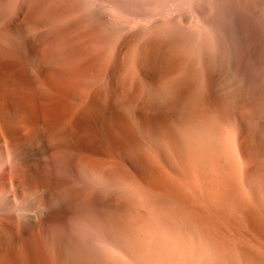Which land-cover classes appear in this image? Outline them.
Instances as JSON below:
<instances>
[{"label": "bare ground", "instance_id": "6f19581e", "mask_svg": "<svg viewBox=\"0 0 264 264\" xmlns=\"http://www.w3.org/2000/svg\"><path fill=\"white\" fill-rule=\"evenodd\" d=\"M0 264H264V0H0Z\"/></svg>", "mask_w": 264, "mask_h": 264}]
</instances>
